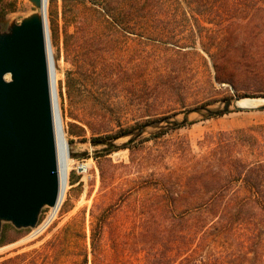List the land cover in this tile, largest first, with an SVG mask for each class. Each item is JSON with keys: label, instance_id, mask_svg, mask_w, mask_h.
<instances>
[{"label": "rangeland", "instance_id": "obj_1", "mask_svg": "<svg viewBox=\"0 0 264 264\" xmlns=\"http://www.w3.org/2000/svg\"><path fill=\"white\" fill-rule=\"evenodd\" d=\"M0 8L6 12L0 22L3 28L34 11L29 0H1ZM92 8L90 0H48L58 104L68 140L67 184L59 207H44L36 227L3 223L0 264H81L85 255L88 264H145L146 234L163 226L169 214H187L183 230L193 233L194 214L209 220L219 214L208 212L204 205L195 206L211 199L241 202L259 196L240 179L239 172L241 161L246 162L264 179V109L234 107V88L215 80L212 58L200 39L196 49L206 60L189 53L177 56L178 62L170 61L174 42L185 38L190 42L185 49L192 48L190 28L198 30L195 22H187L174 9L147 10L145 24L155 36L151 39L131 35L121 25L86 21ZM226 10L225 6L209 12L224 16ZM249 10L255 11L253 6ZM218 20L203 23L212 34L210 50L216 53L221 46L227 49L225 53L231 52L224 34V29L233 28L231 21ZM166 32L168 38L163 35ZM254 64L251 67L264 69V62ZM171 70L177 72L176 87L167 90L158 76ZM247 88L255 93V85ZM263 92L255 97L264 98ZM231 94L233 103L227 113L207 118V109L223 112ZM196 108L201 109L189 114L188 125L131 148L104 155L99 154L103 147L92 143L93 137L118 130V121L127 125L176 113L181 119ZM166 124L149 128L144 136L158 134ZM78 163H85L88 171L79 172ZM164 186L175 192V203ZM254 212L244 207L237 214ZM96 222L104 227L94 250ZM205 222L201 219L202 225ZM209 232L207 246H219L221 233L211 228Z\"/></svg>", "mask_w": 264, "mask_h": 264}, {"label": "trees", "instance_id": "obj_2", "mask_svg": "<svg viewBox=\"0 0 264 264\" xmlns=\"http://www.w3.org/2000/svg\"><path fill=\"white\" fill-rule=\"evenodd\" d=\"M1 1V0H0ZM85 0H74L81 3ZM93 4L91 18L86 21H102L106 25H121L126 28V32L139 37L154 38L152 31L145 24L146 11L153 8L174 9L183 13L182 18L187 22L194 21L198 30L191 27V49H185L188 45L185 38L174 42L175 47L171 48L174 54L171 55V62H178L181 55L195 53L201 55L196 49V40L200 39L202 48L207 52L213 61L215 69V80L217 82H227L234 88V94L241 97H255L257 92L264 91V69L255 64L264 62V0H90ZM223 15H211V9L224 8ZM253 6L252 13L249 7ZM0 22L5 19L6 12L1 11ZM190 10L191 15L187 12ZM219 17H222L220 19ZM220 19L219 22L229 20L233 28L224 29V34L228 35V47L231 52L225 53L226 48L219 47V51L212 53L210 43L212 34L203 23ZM213 22V21H212ZM223 31V30H222ZM167 36V32L166 34ZM160 37V36H159ZM161 36V39H166ZM165 43V41L163 42ZM258 54V55H256ZM255 55L257 61H255ZM177 56H180L177 58ZM206 60L204 56L201 55ZM252 62L255 66L251 67ZM262 69V70H261ZM175 70L160 74L158 77L164 83V87L173 89L176 82ZM68 93L72 96L71 79L72 74H68ZM252 85L256 86L255 93L247 92ZM264 93V92H263ZM233 95L229 96L232 101ZM228 100V101H229ZM183 101V100H182ZM183 105L184 102H182ZM201 108L188 110L183 118H176V114L166 115L160 118H145L143 121L136 120L133 124L123 125L118 121V130L108 131L105 134L95 136L92 143L95 146H102L99 154L108 155L121 148H131L137 142L159 138L169 130L182 128L191 121L189 114L192 111H200ZM207 118L216 115H223L227 112H220L207 109ZM150 115V114H149ZM148 115V116H149ZM162 122L167 124L161 126L158 134L144 136L149 128L160 127ZM121 138H127L122 145L116 143ZM242 169L239 177L251 189L252 193L259 194L258 197L230 202L217 201L211 199L209 202L195 207L203 206L208 212L214 213L211 220L205 216L194 214L195 226L193 233H187L183 227L188 224L187 214H169L163 226L155 228L146 234L145 264H264V188L260 178L256 174L257 168L242 162ZM71 183H74L71 180ZM166 195L175 203L177 196L171 188L164 186ZM244 207L253 209L254 214H237ZM204 215V214H203ZM202 218H201V217ZM201 219L206 222L202 225ZM211 224V225H209ZM208 226V227H207ZM211 226V227H210ZM103 224L96 222L92 232V246L95 250L99 246L101 229ZM209 228L214 232H220L223 242L213 248L208 247L207 238L210 234ZM2 244V240L0 239ZM81 264H88V256L85 255Z\"/></svg>", "mask_w": 264, "mask_h": 264}, {"label": "water", "instance_id": "obj_3", "mask_svg": "<svg viewBox=\"0 0 264 264\" xmlns=\"http://www.w3.org/2000/svg\"><path fill=\"white\" fill-rule=\"evenodd\" d=\"M29 1L32 13L6 28L0 23V237L4 222L36 227L43 208L60 203L66 187L56 142L60 114L48 0ZM251 98L259 97L235 94L234 107L264 109V103L245 102ZM232 103L227 101L223 111Z\"/></svg>", "mask_w": 264, "mask_h": 264}, {"label": "bare ground", "instance_id": "obj_4", "mask_svg": "<svg viewBox=\"0 0 264 264\" xmlns=\"http://www.w3.org/2000/svg\"><path fill=\"white\" fill-rule=\"evenodd\" d=\"M47 9H48V2L46 4V10ZM48 32H49V29H48ZM49 39H50V33H49ZM50 69L51 71L53 70L51 59H50ZM56 92H57V88H56ZM251 99L253 100H246L245 102L247 104L264 103V98H251ZM57 104H58V92H57ZM58 110H59V104H58ZM59 114H60V110H59ZM56 142H57L60 175L62 179H66V184H67L68 166H69L68 164L69 163L68 140L66 138V131H65L61 116H60V121L57 119V124H56ZM60 203H58L55 207H53V209L56 210L59 207Z\"/></svg>", "mask_w": 264, "mask_h": 264}, {"label": "built area", "instance_id": "obj_5", "mask_svg": "<svg viewBox=\"0 0 264 264\" xmlns=\"http://www.w3.org/2000/svg\"><path fill=\"white\" fill-rule=\"evenodd\" d=\"M77 169L81 173H86L88 171V166L85 163H78Z\"/></svg>", "mask_w": 264, "mask_h": 264}]
</instances>
